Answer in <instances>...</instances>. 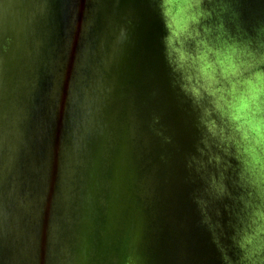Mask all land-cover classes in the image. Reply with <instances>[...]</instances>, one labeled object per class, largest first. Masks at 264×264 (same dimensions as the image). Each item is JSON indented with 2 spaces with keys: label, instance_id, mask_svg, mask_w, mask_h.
Listing matches in <instances>:
<instances>
[{
  "label": "water",
  "instance_id": "water-1",
  "mask_svg": "<svg viewBox=\"0 0 264 264\" xmlns=\"http://www.w3.org/2000/svg\"><path fill=\"white\" fill-rule=\"evenodd\" d=\"M160 34L147 0H0V264H219Z\"/></svg>",
  "mask_w": 264,
  "mask_h": 264
},
{
  "label": "clouds",
  "instance_id": "clouds-1",
  "mask_svg": "<svg viewBox=\"0 0 264 264\" xmlns=\"http://www.w3.org/2000/svg\"><path fill=\"white\" fill-rule=\"evenodd\" d=\"M252 2L264 4L147 0L161 24L169 88L193 130L183 182L219 264H264V11L246 19ZM160 119L153 113L149 130L172 144ZM135 260L129 252L123 264Z\"/></svg>",
  "mask_w": 264,
  "mask_h": 264
}]
</instances>
